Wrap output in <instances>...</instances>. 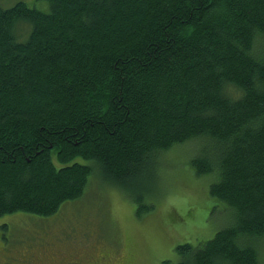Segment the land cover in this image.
I'll use <instances>...</instances> for the list:
<instances>
[{
  "label": "trees",
  "instance_id": "trees-1",
  "mask_svg": "<svg viewBox=\"0 0 264 264\" xmlns=\"http://www.w3.org/2000/svg\"><path fill=\"white\" fill-rule=\"evenodd\" d=\"M45 1L0 7V218L57 216L94 177L152 211L161 156L198 141L232 218L176 264H259L264 0Z\"/></svg>",
  "mask_w": 264,
  "mask_h": 264
},
{
  "label": "rangeland",
  "instance_id": "rangeland-1",
  "mask_svg": "<svg viewBox=\"0 0 264 264\" xmlns=\"http://www.w3.org/2000/svg\"><path fill=\"white\" fill-rule=\"evenodd\" d=\"M18 2L48 12L45 0H0V7ZM184 145L161 156V189L152 211L139 213L120 187L94 177L87 192L57 216L1 217L0 264H58L61 258L65 264H176L178 245L210 239L232 218L209 196L211 177H197L190 165L200 142ZM262 241L256 244L259 264H264Z\"/></svg>",
  "mask_w": 264,
  "mask_h": 264
}]
</instances>
